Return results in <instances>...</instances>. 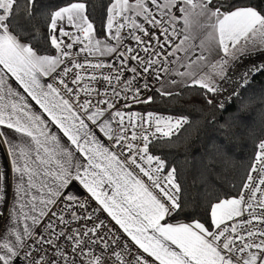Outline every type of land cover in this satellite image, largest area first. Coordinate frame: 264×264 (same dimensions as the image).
Wrapping results in <instances>:
<instances>
[{"label":"snow or ice","instance_id":"obj_1","mask_svg":"<svg viewBox=\"0 0 264 264\" xmlns=\"http://www.w3.org/2000/svg\"><path fill=\"white\" fill-rule=\"evenodd\" d=\"M188 92L251 117L223 193L164 155L189 116L134 110ZM0 154V264H264V7L0 0Z\"/></svg>","mask_w":264,"mask_h":264},{"label":"trees","instance_id":"obj_2","mask_svg":"<svg viewBox=\"0 0 264 264\" xmlns=\"http://www.w3.org/2000/svg\"><path fill=\"white\" fill-rule=\"evenodd\" d=\"M255 3L264 7V0H255ZM96 19L99 27L101 23L99 13ZM193 101L198 105L197 112L199 114L192 110ZM137 108L182 114L189 116L193 121L186 125L178 136L171 138L170 143L173 147L166 148L164 151L167 159L178 167L182 175H186L187 182L194 179L199 182V174L202 173L203 178L209 182V187H215L221 193L228 191V183L225 180L231 181L237 177L243 171L242 165L246 164L252 155L253 145L249 142L250 138L245 130L241 131L240 128V121H249L251 117L238 112L236 104L229 107L226 112L217 113L214 109L203 105L200 99L191 92H188L182 94V98L161 99L157 96L155 103ZM214 116L215 123L212 122ZM225 124L231 126L232 130L228 133L222 130L221 126ZM255 127L258 130L259 124ZM225 144L228 145V152L231 155L228 162H225L220 155ZM232 147L235 148L232 149ZM212 165L215 167H211ZM190 211H194L195 215L191 217L181 216L178 219L183 222H187L191 218L198 219L203 209H190Z\"/></svg>","mask_w":264,"mask_h":264},{"label":"built area","instance_id":"obj_3","mask_svg":"<svg viewBox=\"0 0 264 264\" xmlns=\"http://www.w3.org/2000/svg\"><path fill=\"white\" fill-rule=\"evenodd\" d=\"M148 95L152 94L151 92L147 93ZM134 110L136 111H140V112H144V111H150V110H142V109H139V108H135ZM152 111V110H151ZM153 112H156L158 114H161V115H165V116H173V117H179V116H182V114H175V113H167V112H161V111H153Z\"/></svg>","mask_w":264,"mask_h":264},{"label":"crops","instance_id":"obj_4","mask_svg":"<svg viewBox=\"0 0 264 264\" xmlns=\"http://www.w3.org/2000/svg\"><path fill=\"white\" fill-rule=\"evenodd\" d=\"M4 164H5V161L2 157V154H0V170H3Z\"/></svg>","mask_w":264,"mask_h":264},{"label":"rangeland","instance_id":"obj_5","mask_svg":"<svg viewBox=\"0 0 264 264\" xmlns=\"http://www.w3.org/2000/svg\"><path fill=\"white\" fill-rule=\"evenodd\" d=\"M150 111H151V110H150ZM152 111H154V110H152ZM175 114H176V113H175ZM235 120H236V119H235ZM250 120H251V118L249 119V121H250ZM249 121H248V122H249ZM240 128H241V131H244V129H243L241 126H240ZM233 148H235V147H232V149H233Z\"/></svg>","mask_w":264,"mask_h":264}]
</instances>
